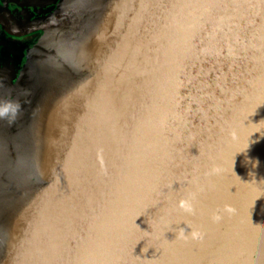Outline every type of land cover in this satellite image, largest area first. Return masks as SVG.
I'll list each match as a JSON object with an SVG mask.
<instances>
[{"label": "water", "instance_id": "1", "mask_svg": "<svg viewBox=\"0 0 264 264\" xmlns=\"http://www.w3.org/2000/svg\"><path fill=\"white\" fill-rule=\"evenodd\" d=\"M0 7V264H264V0Z\"/></svg>", "mask_w": 264, "mask_h": 264}, {"label": "rangeland", "instance_id": "2", "mask_svg": "<svg viewBox=\"0 0 264 264\" xmlns=\"http://www.w3.org/2000/svg\"><path fill=\"white\" fill-rule=\"evenodd\" d=\"M0 14L6 18H9L12 15L11 11H8V10L3 11L1 9H0ZM20 18L21 17L18 16L17 20H20ZM17 20H16V22H18ZM39 37H40V33H36L35 35H33V37L30 40L24 39L25 41H23V40L19 41L18 44H20V45H18V46L14 43V42H16V40H12V43L14 44V46H13V44H11V40H10V42L5 41L4 38L2 36H0V40H2V43L0 41V46H2V44L4 43V47L0 50V58L1 59L5 58V56H7L9 54V52H17L18 55L17 54L14 55V58L16 61V65H18L21 58L23 59L24 54H25V52L21 51L20 46L23 45L25 47V50H26L29 47L26 43L27 42H29V43L36 42Z\"/></svg>", "mask_w": 264, "mask_h": 264}, {"label": "flooded vegetation", "instance_id": "3", "mask_svg": "<svg viewBox=\"0 0 264 264\" xmlns=\"http://www.w3.org/2000/svg\"><path fill=\"white\" fill-rule=\"evenodd\" d=\"M12 1H14V0H12ZM44 1H46V2H40V3H33V2H30V1H28V0H17V3H21V4H41V3H47L49 0H44ZM41 34L42 33H40V36H41ZM33 37V35L32 36H27V37H25V38H19V39H15L16 40V45L18 46V45H20V44H18V42L19 41H25L24 39H27V40H30L31 38ZM38 40V39H37ZM15 43V42H14ZM36 42H31V43H29V42H27L26 44L28 45V46H32V45H34Z\"/></svg>", "mask_w": 264, "mask_h": 264}, {"label": "bare ground", "instance_id": "4", "mask_svg": "<svg viewBox=\"0 0 264 264\" xmlns=\"http://www.w3.org/2000/svg\"><path fill=\"white\" fill-rule=\"evenodd\" d=\"M28 1H30V2H33V3H40V2H46V1H44V0H28Z\"/></svg>", "mask_w": 264, "mask_h": 264}, {"label": "clouds", "instance_id": "5", "mask_svg": "<svg viewBox=\"0 0 264 264\" xmlns=\"http://www.w3.org/2000/svg\"><path fill=\"white\" fill-rule=\"evenodd\" d=\"M7 111H8V109H7V108L3 109V112H7ZM0 114H2V113H0Z\"/></svg>", "mask_w": 264, "mask_h": 264}]
</instances>
